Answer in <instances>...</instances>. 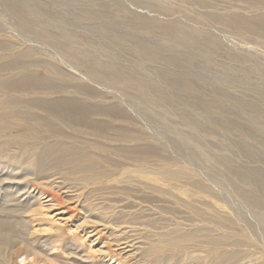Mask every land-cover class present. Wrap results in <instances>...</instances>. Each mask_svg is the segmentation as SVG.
<instances>
[{
	"label": "rangeland",
	"instance_id": "1",
	"mask_svg": "<svg viewBox=\"0 0 264 264\" xmlns=\"http://www.w3.org/2000/svg\"><path fill=\"white\" fill-rule=\"evenodd\" d=\"M262 2L0 0V66L27 53L19 58L22 66L6 69L2 78L34 71L50 85L8 96L76 98L111 112L91 115L86 126L57 125L59 133L41 123L7 131L6 149L11 151L0 153V176L14 171L22 176L16 179L21 187L31 182L25 195L12 197V189L0 190V219L9 214L18 219L12 220L13 233L0 229V264H20L25 255L31 258L28 264L103 260L104 254L55 235H44L51 245L36 241L21 221L22 213H8L6 208L22 205L31 194L32 181L52 184L50 189L63 195V207L77 205L76 220L87 217L94 221L93 227L104 228L105 237L92 247L111 249L108 263L264 264ZM185 82L196 95L185 91ZM211 102L216 107H210ZM4 121L6 117H0V124ZM13 134L22 136L14 139ZM32 142L37 144L35 160L45 144L77 146L81 153L62 162L51 157L41 168L48 178L27 175L33 160L21 162L26 159L22 154ZM91 156L98 159V169L79 170ZM170 173L177 177H169ZM196 229H203L204 236L234 237L220 244L185 242V247L161 249L166 236ZM53 244L61 250H50ZM125 244L130 246L122 250Z\"/></svg>",
	"mask_w": 264,
	"mask_h": 264
},
{
	"label": "bare ground",
	"instance_id": "2",
	"mask_svg": "<svg viewBox=\"0 0 264 264\" xmlns=\"http://www.w3.org/2000/svg\"><path fill=\"white\" fill-rule=\"evenodd\" d=\"M9 1V0H8ZM264 1V0H263ZM260 2V1H259ZM262 2V0H261ZM10 3H11V0H10ZM16 3V2H15ZM263 3V2H262ZM120 6V5H119ZM14 8H17L16 5ZM122 8V7H120ZM113 9V8H112ZM115 10V9H114ZM119 10H122V9H118ZM125 10V8H124ZM123 10V11H124ZM26 12V10L24 11ZM27 13V12H26ZM20 14H24V13H20ZM29 14V13H28ZM27 16V15H26ZM29 16H31L29 14ZM233 16V15H232ZM259 18V16H257ZM264 18V16H262ZM34 18V17H33ZM64 18V17H62ZM226 18V17H225ZM224 18V19H225ZM229 18V17H227ZM231 18V17H230ZM239 18V17H238ZM253 18V17H252ZM261 18V17H260ZM262 18V19H263ZM28 19V18H27ZM246 19V18H245ZM244 19V20H245ZM249 19V18H247ZM255 19V17H254ZM37 18L34 20L36 21ZM232 20V19H231ZM63 21V20H62ZM228 21V20H227ZM261 21V19H260ZM58 22V21H57ZM240 22V21H238ZM253 22V21H251ZM249 22V23H251ZM27 23V22H26ZM237 23V22H236ZM36 24V23H35ZM46 24V23H45ZM237 25V24H236ZM41 26V25H40ZM174 26V25H173ZM240 26V24H239ZM170 27V26H169ZM259 27V26H258ZM264 27V22L262 24V28ZM45 28V27H44ZM43 28V30H45ZM172 28V27H171ZM184 30V29H183ZM256 30V29H255ZM259 30V28H258ZM39 31V30H37ZM185 31V30H184ZM262 32V31H261ZM37 33V32H36ZM185 33V32H184ZM44 34V33H43ZM186 35V34H185ZM9 38V37H8ZM7 38V39H8ZM6 39V40H7ZM11 40V39H10ZM4 41V40H3ZM2 42V41H1ZM0 42V44H1ZM9 42V41H6V43ZM117 42V41H116ZM5 43V42H4ZM117 43H120V42H117ZM116 43V44H117ZM68 44V43H67ZM6 45V44H5ZM4 45V46H5ZM8 45H12L11 43H9ZM7 45V47H8ZM14 46V45H13ZM3 47V46H2ZM1 47V48H2ZM6 47V46H5ZM71 47V45H70ZM143 48V47H142ZM16 49V48H15ZM148 50V49H147ZM150 50H152L150 48ZM1 51V50H0ZM19 51V50H18ZM153 51V50H152ZM3 52V51H1ZM8 52V51H7ZM11 52V51H9ZM16 52V51H15ZM15 52H11V53H15ZM20 52V51H19ZM153 52H156V51H153ZM5 54H8V53H5ZM10 54V53H9ZM30 54V52H29ZM28 54V57L30 56ZM34 54V52H33ZM18 55V53H17ZM27 53L24 52V53H21L20 55H18L17 57H15L16 59L15 60H12L8 65H1L0 66V117H6V121H4L3 123L0 124V153L2 152H6V151H11V150H7L6 149V145H8L9 141L8 140L9 138L6 137L7 135V131L8 130H13L14 128L18 127V126H28L29 125L32 127H35L34 126V123H41L45 126L46 129H48V131L50 132H60V129H56V126L57 125H64V127L68 126V127H71L72 125H76V126H86L85 123L87 122H90L91 120V115H108V111L107 113L103 112V109L102 108H99L98 105L97 106H91L87 103H85L83 100H79V99H76V98H59L57 100H49L48 98L47 99H44L46 97L43 98V96L41 98H38V97H29V98H21V97H18L17 95L16 96H8V95H12L13 93H20L22 90L24 92H28V91H33V92H36V91H39V90H44L45 88H43L46 84L48 85L47 83V79L45 80L44 78H42L38 73H33V72H28L27 74H17V75H13L11 76L9 79H4L2 78V76H4V73L2 74V72L6 69H11V70H17L19 67H21L22 65L18 66L21 62L19 60V58L21 57H24L26 56ZM155 55H157L155 53ZM159 55V53H158ZM157 56H154V57H158ZM163 55V54H162ZM7 57H9L8 55H6ZM14 56V55H13ZM11 56V57H13ZM32 57V56H31ZM147 57V56H145ZM5 58V57H4ZM152 58V57H151ZM3 59V57L1 58ZM6 59V58H5ZM10 59V58H8ZM14 59V58H13ZM97 59V58H96ZM7 60V59H6ZM23 60V58H22ZM98 60V59H97ZM1 61V60H0ZM4 61V59H3ZM10 61V60H9ZM25 61V60H24ZM39 61V60H38ZM95 61V59H94ZM39 63V62H38ZM41 63V61H40ZM52 63V62H51ZM1 64V63H0ZM99 64V63H98ZM24 65H28V64H24ZM33 65V64H32ZM35 65V64H34ZM46 65V64H45ZM52 65V64H51ZM36 66V65H35ZM100 66V65H99ZM112 66V65H111ZM25 69L27 67L23 66ZM30 67V65L28 66ZM55 67V65H54ZM110 67V66H109ZM33 68V67H32ZM37 67H35V70H36ZM56 68V67H55ZM54 68V69H55ZM112 69V68H111ZM114 69V68H113ZM128 69V68H127ZM7 70V71H8ZM60 70V68H59ZM27 71V70H26ZM31 71V70H30ZM40 71V70H39ZM44 71V70H43ZM50 71V70H49ZM57 71H58V68H57ZM117 71V70H116ZM127 71V70H126ZM24 72V71H23ZM37 72V71H36ZM41 72V71H40ZM136 72V71H134ZM138 72V71H137ZM42 73V72H41ZM57 73V72H56ZM142 73V72H141ZM140 73V74H141ZM133 75V74H132ZM142 75V74H141ZM169 75V74H168ZM172 75V74H170ZM175 75V74H174ZM7 76V75H6ZM115 76V75H114ZM170 77V76H169ZM179 77V75H178ZM131 78V77H129ZM173 78V77H172ZM171 78V79H172ZM177 78V77H176ZM122 79V78H121ZM175 80V79H174ZM177 80V79H176ZM185 80H187L185 78ZM180 81V80H179ZM190 81V80H189ZM52 82V81H51ZM60 82V81H59ZM192 82V81H191ZM57 83V82H56ZM54 82V84H56ZM146 83V81H145ZM150 83V82H149ZM186 84L184 85V89L186 92L188 93H193L195 92V95L197 93V91L192 87L191 84H189V82H185ZM44 84V85H43ZM53 84V83H52ZM59 84V83H58ZM61 84V83H60ZM151 84V83H150ZM175 84V83H174ZM62 85V84H61ZM60 85V86H61ZM64 85V84H63ZM147 85V84H146ZM178 85V83H177ZM50 85H48L49 87ZM59 86V87H60ZM80 86V85H79ZM176 86V84H175ZM174 86V87H175ZM195 86V85H194ZM47 87V88H48ZM54 87V85H53ZM70 87V86H69ZM86 87V85L84 86ZM83 87L84 91H85V88ZM52 88V87H50ZM55 88V87H54ZM58 88V86H57ZM81 88V86H80ZM158 88V87H157ZM176 88V87H175ZM62 89V88H61ZM68 89V88H67ZM66 89V90H67ZM74 89V88H73ZM78 89V87L76 88ZM82 89V90H83ZM92 89V88H91ZM182 89V88H181ZM65 90V89H64ZM202 89H200L201 91ZM79 91V90H77ZM83 91V92H84ZM92 91V90H91ZM65 92V91H64ZM62 92V94L64 93ZM93 92H95L94 94H97L96 91L93 90ZM184 92V91H183ZM199 93V92H198ZM203 93V92H202ZM82 94V93H81ZM201 94V93H200ZM204 94V93H203ZM52 95H50L51 97ZM86 96V95H85ZM96 96V95H94ZM164 96V95H163ZM193 96V95H192ZM204 96V95H203ZM40 97V96H39ZM56 97V96H54ZM62 97V96H61ZM88 97V96H86ZM89 97H92V96H89ZM188 97V96H186ZM58 98V97H57ZM85 98V97H84ZM83 98V99H84ZM206 98V97H205ZM53 99V98H52ZM55 99V98H54ZM87 99V98H86ZM189 99V98H188ZM207 99V98H206ZM193 100V99H192ZM211 100V99H210ZM214 100V99H213ZM86 101V100H85ZM197 102V101H195ZM191 104V103H190ZM204 104H206L204 102ZM95 105V104H94ZM103 106V105H102ZM210 107H216V104L211 102L210 104ZM221 107V105H220ZM107 110L109 109V107H106ZM112 108V107H110ZM209 108V107H208ZM117 109V108H116ZM113 110V109H112ZM209 110V109H208ZM41 111V112H40ZM47 113V114H50L52 115V117L55 118V120L51 117H48L46 115L43 114V112ZM120 111V110H119ZM214 111V110H213ZM212 111V112H213ZM217 112V111H215ZM42 113V114H41ZM111 113V112H110ZM114 114V113H113ZM112 116L114 117L116 115V113ZM123 114V113H122ZM215 114V113H214ZM220 114V113H219ZM118 115V113H117ZM212 115V114H211ZM119 116V115H118ZM221 116V115H220ZM231 116V115H230ZM222 119V118H221ZM230 119V117H229ZM240 119V118H239ZM227 120V119H225ZM233 120V119H232ZM238 120V119H237ZM93 121V120H92ZM94 122V121H93ZM95 123V122H94ZM97 124V123H96ZM104 126V125H103ZM63 127V126H62ZM40 128V127H39ZM44 128V129H45ZM67 129V128H65ZM254 130V129H253ZM65 131V130H63ZM66 132V131H65ZM69 132V131H68ZM57 133V135H58ZM14 136V139H17L19 136H22L21 134H13ZM26 135V133H25ZM34 135V134H33ZM55 135V134H54ZM67 135V134H66ZM78 135V134H77ZM128 135V134H127ZM261 135V134H260ZM259 135V136H260ZM32 136V135H30ZM62 136V135H61ZM264 136V135H263ZM25 137V136H24ZM27 137V136H26ZM261 137V136H260ZM23 138V137H22ZM12 139V138H11ZM13 139V140H14ZM29 139V137L27 138ZM130 139V137H129ZM132 139V138H131ZM263 139V138H262ZM261 139V140H262ZM36 140V139H35ZM59 140V139H58ZM38 141V140H37ZM19 142V140H18ZM264 142V141H263ZM33 143V142H32ZM35 143V142H34ZM31 144L29 143V145L26 147V150L24 151V153L22 155H25L26 156V159H23L21 162H24L26 163L28 160H33V164L31 166V171H26V174H37L38 173V176H41V177H44V178H48L50 176H46V172L43 170H41V168H43V166H45L44 164H47V162H50V158H55L54 161L56 159H60L61 162L62 161H66L67 157L70 156V155H77L78 152V149L75 148L77 146H73V147H66V146H52L51 145H48L46 146L47 144H45L43 146V149L40 150L39 152V156H37L38 158H36L37 160H35V157H36V153L38 152L37 151V148H36V145L37 144ZM86 143V142H85ZM22 144V143H21ZM20 144V145H21ZM26 144V143H25ZM61 144V142L59 143V145ZM84 144V143H83ZM25 146V145H23ZM46 146V147H45ZM20 148V147H19ZM86 149V148H85ZM85 149H82V150H85ZM14 151V150H13ZM88 152V151H86ZM18 153V152H17ZM81 153V152H80ZM91 153V152H90ZM21 154V153H20ZM92 155V154H91ZM95 155V154H93ZM92 155V156H93ZM97 155V154H96ZM95 155V156H96ZM99 155V154H98ZM128 155V154H127ZM55 156V157H54ZM78 156V155H77ZM76 156V157H77ZM88 156V155H87ZM88 157L89 159L84 163V164H81V166L78 167L79 170H83L84 168H87V169H92V170H97L98 167H96L97 165V160L96 158L94 157ZM14 158L16 156H13ZM75 157V158H76ZM97 157V156H96ZM12 157H10L11 159ZM69 159V158H68ZM104 159V158H103ZM25 160V161H24ZM79 160V159H78ZM52 161V163L54 162ZM85 161V160H84ZM100 161H103V160H100ZM104 161H107L106 159ZM69 162V165H71V161H67ZM66 162V163H67ZM78 162V161H77ZM80 163H82V161H80ZM20 164V163H19ZM60 164V163H59ZM62 164V163H61ZM64 164V163H63ZM74 164V163H73ZM22 165V164H21ZM21 165H18V166H21ZM54 165V164H53ZM66 167H67V164H65ZM56 166V165H54ZM51 165V167H54ZM62 166V165H61ZM47 168V167H46ZM45 168V170H46ZM68 168V167H67ZM39 169V170H38ZM70 170V168H69ZM85 171V170H84ZM252 171V170H251ZM249 171V172H251ZM254 171V170H253ZM91 172V171H90ZM11 173L8 172L4 175H1L0 176V190H3V191H7L9 192L11 189L15 192L9 194L10 196H16V194H23L25 195L24 193H26V188L28 187L29 181H27L25 184L27 185L26 187H21V183L19 182V180H16V179H20L19 177H22V176H16L14 171H12V174H9ZM77 173V172H76ZM83 173V172H82ZM250 174V173H249ZM253 174H255L253 172ZM248 175V174H247ZM251 175V174H250ZM24 176V175H23ZM169 177H173V178H176L177 177V174L176 173H170L168 175ZM167 176V178H168ZM97 176H95L96 178ZM252 177V176H250ZM262 177V176H261ZM248 178V177H247ZM246 179V178H245ZM253 179V178H252ZM263 181V180H262ZM251 182V181H249ZM255 181H253L254 183ZM264 182V181H263ZM51 184V183H50ZM256 184V183H255ZM32 188L31 189V194L28 196H25V201L22 205H19L17 206L16 208H6L8 210V213H16V212H21L22 213V216L20 218L21 221L23 223H25V225L29 228H31V235L33 237H35L34 240L36 241H39L41 239H43L42 241L43 242H48V239H50L49 236H47L46 238H44V235H52V236H56V237H60L62 239H69V242H72V243H75V242H79V246L83 247L85 250H87L88 248L90 250H94L95 252H98V253H102L104 254V257H103V260H99L97 264H113L115 262H110L108 263V260L107 257L109 256V253L111 251V249H104V248H98V249H93V245L96 244V243H100L101 240L105 237L104 236V228L102 227H93L95 224L93 220H90V219H87V217L84 218L83 221H81V219H77L76 220V217L77 215L73 214V212L75 211V208L77 205H67L68 207H63V204H64V201H63V195L58 193L57 191H53L54 189H50L51 187H53V185L51 184L50 186L47 187V183L46 184H42V183H34V181H32L31 183V186ZM49 188V189H48ZM60 188V187H59ZM262 191V190H261ZM63 193H66V197H68V200L69 201H72L73 198L70 197V195L68 194V192H63ZM264 194V193H263ZM22 195V197H23ZM12 197H10L11 200L9 201H16V200H13ZM5 198V197H4ZM19 199H21L19 197ZM65 199V198H64ZM8 200V199H7ZM6 201V200H5ZM75 202V201H73ZM258 202V201H257ZM72 203V202H71ZM4 204V203H3ZM67 204V203H66ZM78 204V203H76ZM70 206V207H69ZM2 210V209H1ZM74 210V211H73ZM3 212V211H2ZM4 212H5V209H4ZM3 212V213H4ZM26 212V213H25ZM70 212V213H69ZM72 212V213H71ZM1 213V212H0ZM77 213V212H76ZM5 214V213H4ZM2 214V216L4 215ZM17 214V213H16ZM10 216L6 217L5 219H0V229H4L6 231H11L12 233L14 232L13 230V222L12 221L13 219L15 221H18V219L16 218H13L11 214H9ZM4 217V216H3ZM11 217V218H9ZM20 221V222H21ZM75 223H74V222ZM74 223V227L73 226H70V223ZM16 223V222H15ZM101 223V222H100ZM99 223V224H100ZM24 226V225H23ZM70 226V227H69ZM104 226H105V223H104ZM254 228V227H253ZM256 228V227H255ZM177 230V229H176ZM203 229H196V230H191L189 232H185L183 234H178L176 236H173V237H167L162 239L161 240V243H162V246H161V249L163 248H166L169 250V248H172V247H175V249L177 248H181V247H185V242H202V241H205V243H210V244H220L222 241H225L226 238H232L233 239V235H222V236H215V237H212V233L211 235L212 236H204L202 233ZM2 231V230H1ZM174 231V230H173ZM53 232V233H52ZM176 232V231H175ZM169 233V232H168ZM171 233V231H170ZM178 233H179V230H178ZM206 233V231H205ZM17 234V233H15ZM172 234V233H171ZM175 234V233H174ZM14 235V234H13ZM111 235V234H110ZM18 236V235H17ZM54 236V237H55ZM246 236V235H245ZM258 236V235H257ZM243 237V236H242ZM248 237V236H246ZM53 238V237H52ZM258 238V237H257ZM204 239V240H203ZM11 239L9 238V241ZM247 240V239H246ZM51 241V240H50ZM54 241V240H53ZM66 241V240H65ZM240 241V240H239ZM242 241V239H241ZM108 241H105L102 246L105 247V244L107 243ZM122 242H125V241H122ZM234 242V241H233ZM238 242V241H236ZM235 242V243H236ZM48 244H50L48 242ZM52 244V243H51ZM50 244V245H51ZM123 244V243H122ZM121 244V245H122ZM129 244V243H128ZM54 245V244H53ZM51 246L50 250H61L60 247H58V245H54V246ZM119 245V244H117ZM130 246V245H126L124 247H121L122 250H126L127 247ZM252 246V245H251ZM120 247V246H119ZM156 247V246H155ZM188 247V246H187ZM132 248V247H131ZM48 250V249H47ZM130 250V249H129ZM158 250H160V248H157L154 250V252H157ZM115 251V250H114ZM173 251V250H172ZM125 252V251H124ZM153 252V253H154ZM30 253V252H29ZM32 253V252H31ZM26 254V253H25ZM24 254V255H25ZM21 256V255H20ZM23 256V255H22ZM117 256V254L115 255ZM223 256V255H222ZM234 256V255H232ZM220 257V255H219ZM114 258L113 256L110 257V259ZM232 258V257H231ZM231 258H230V261H231ZM31 258L29 257V255H25L21 258V261H20V264H28L30 263L31 261ZM33 260V259H32ZM120 260V259H119ZM224 260V259H223ZM33 262V261H32ZM117 262V261H116ZM231 263V262H230ZM118 264V263H117ZM221 264V263H220Z\"/></svg>",
	"mask_w": 264,
	"mask_h": 264
}]
</instances>
